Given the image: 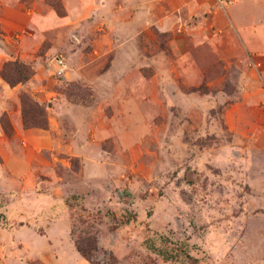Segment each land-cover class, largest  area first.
<instances>
[{"label":"rangeland","instance_id":"rangeland-1","mask_svg":"<svg viewBox=\"0 0 264 264\" xmlns=\"http://www.w3.org/2000/svg\"><path fill=\"white\" fill-rule=\"evenodd\" d=\"M174 37L153 28L152 40L141 46L151 55V67L117 74V104L103 110L119 112V139L88 148L95 176L84 175L76 157L51 169L61 178L54 180L47 171L38 177L23 152L19 162H29L27 175H13L1 160L0 264H44V245L35 235H47L54 207L45 202L46 211L36 210L39 193L56 198L57 219H68L73 243L78 236L97 238L93 255L102 263L113 257L116 264H264V65L257 67L250 57L245 69L190 37L178 43ZM70 39L42 59L45 74L39 80L69 103L91 106L96 93L89 82L67 81L87 50L86 42ZM57 56L68 63L64 77L53 74ZM113 58L103 61V70ZM125 58L118 64L130 63ZM135 60L142 66L147 58ZM27 65L31 80L36 71ZM37 95L30 89L20 93L27 123L43 125L56 105L41 104ZM5 115L4 123L13 128ZM79 262L90 264L82 256ZM69 263L74 264L70 257Z\"/></svg>","mask_w":264,"mask_h":264},{"label":"crops","instance_id":"crops-1","mask_svg":"<svg viewBox=\"0 0 264 264\" xmlns=\"http://www.w3.org/2000/svg\"><path fill=\"white\" fill-rule=\"evenodd\" d=\"M62 4L63 17L47 0H0V71L4 63L17 59L32 63L36 71L27 84L16 87L0 77V118L7 114L14 130L9 137L0 124V156L3 166L16 176L27 175L26 161H31L38 177L47 171L53 180L61 179L51 175V169L58 163L68 165L75 157L80 159L84 175H96V161L88 157L87 150L101 148L107 139H119V112L108 115L103 109L117 104L114 99L121 90L117 74L151 67V55L141 46L152 40L153 28L173 33L176 43L190 37L196 46L208 47L222 61H241L245 69L251 64L250 57L264 65V0H62ZM71 36L86 42L87 50L79 54L74 75L65 76L68 82L78 78L89 82L96 93L91 106L69 103L39 80L45 74L42 59L55 53L61 43L65 48ZM45 42L50 44L40 56ZM110 56L114 58L103 70V61ZM140 56L147 61L142 66L132 64V57L139 62ZM68 57L74 58L71 53ZM125 57L130 63L118 64L119 58L127 61ZM55 70L56 65L54 75ZM91 72L93 78L86 75ZM27 89L38 94L41 104L54 101L48 129L24 128L20 93ZM20 152L28 155L25 165L19 162ZM36 199L40 202L36 210L46 211L45 202L54 207L50 209L53 217L45 225L47 235H35L44 245L41 261L70 264V257L74 264H81L68 219H57L56 198L39 193ZM29 259L35 260L30 255Z\"/></svg>","mask_w":264,"mask_h":264},{"label":"trees","instance_id":"trees-1","mask_svg":"<svg viewBox=\"0 0 264 264\" xmlns=\"http://www.w3.org/2000/svg\"><path fill=\"white\" fill-rule=\"evenodd\" d=\"M47 3L53 7V9L57 12V14L61 17L66 15L65 9L62 4V0H47ZM43 51V50H41ZM33 76V68L30 65H27L23 63L20 60H11L6 62L3 65L2 70L0 71V77L3 79L5 83H7L11 87H16L20 84H25L32 78ZM21 104H22V116H23V124L25 129L30 128H39V129H48L49 122L47 121V118L44 122V124H40L35 119L32 120L33 122L28 124L26 117H28L26 111L24 110V107L26 105L25 99L23 100L20 97ZM32 104L34 106L39 105L37 103H34L32 101ZM42 114V113H41ZM6 115L4 114L1 118V126L4 129L5 133L9 130L10 132L14 131L12 126H6V122L4 123V118ZM34 118V117H33ZM5 124V126H4ZM8 127L9 129L7 130ZM1 156H0V162H1ZM75 245L77 248V251L80 253V255L86 259L90 264H107V262H100L96 261L94 259V253L98 252V240L95 236L92 235H85V236H78L75 240ZM108 264H116V260L112 257L111 263ZM192 264H196V260H192Z\"/></svg>","mask_w":264,"mask_h":264},{"label":"built area","instance_id":"built-area-1","mask_svg":"<svg viewBox=\"0 0 264 264\" xmlns=\"http://www.w3.org/2000/svg\"><path fill=\"white\" fill-rule=\"evenodd\" d=\"M55 62H56L55 75L57 77H64L68 71V63L66 59L63 56H57ZM256 66L259 67L260 64L258 63L256 64Z\"/></svg>","mask_w":264,"mask_h":264}]
</instances>
